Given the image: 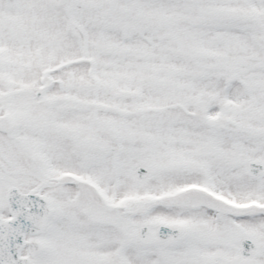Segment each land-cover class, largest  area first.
Masks as SVG:
<instances>
[{"label": "snow or ice", "instance_id": "1", "mask_svg": "<svg viewBox=\"0 0 264 264\" xmlns=\"http://www.w3.org/2000/svg\"><path fill=\"white\" fill-rule=\"evenodd\" d=\"M0 264H264V0H0Z\"/></svg>", "mask_w": 264, "mask_h": 264}]
</instances>
